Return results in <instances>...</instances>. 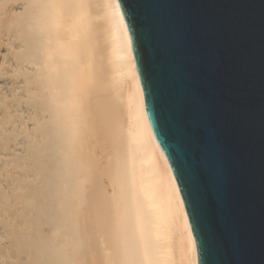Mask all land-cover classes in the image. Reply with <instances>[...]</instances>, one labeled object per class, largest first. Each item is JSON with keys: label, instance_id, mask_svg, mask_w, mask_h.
<instances>
[{"label": "bare ground", "instance_id": "6f19581e", "mask_svg": "<svg viewBox=\"0 0 264 264\" xmlns=\"http://www.w3.org/2000/svg\"><path fill=\"white\" fill-rule=\"evenodd\" d=\"M2 19L10 31L11 76L21 78L14 88L24 91L33 125L27 149L40 172L38 184L37 175L25 178L24 188L35 184L40 196V204L29 201L41 207L28 214L35 226L48 225L47 234L31 231L42 236L38 244L48 237L37 244L46 247L42 252L16 226L20 264H43L46 253L58 264H198L176 178L147 118L117 0H0ZM1 190L0 184V197ZM30 202L23 205L34 207ZM9 214L0 212V219ZM26 248L34 252L25 256Z\"/></svg>", "mask_w": 264, "mask_h": 264}, {"label": "water", "instance_id": "95a60500", "mask_svg": "<svg viewBox=\"0 0 264 264\" xmlns=\"http://www.w3.org/2000/svg\"><path fill=\"white\" fill-rule=\"evenodd\" d=\"M198 264H264V0H117Z\"/></svg>", "mask_w": 264, "mask_h": 264}, {"label": "rangeland", "instance_id": "374dc122", "mask_svg": "<svg viewBox=\"0 0 264 264\" xmlns=\"http://www.w3.org/2000/svg\"><path fill=\"white\" fill-rule=\"evenodd\" d=\"M0 25H1L0 26V41H1V43H0V66H1L0 67V143H1L0 144V184L2 185L1 191H3V194H6L4 196L2 194V197H0L1 198L0 199V212H2V211L3 212H7V211L10 212L8 217L0 219V221L4 220L3 223L0 222V237H1L0 238V264H20L21 263L20 260L22 261V259H24V255L20 254L18 252V247H19L18 245H19V240H20L19 238H22V237L20 235L18 237L17 233H15L14 231H16L20 227H25V229H27V231H29L31 233V234L27 233V235L29 236V238L31 240H33L31 242L34 243V245H36L35 248L40 249L37 246V244L39 243V242H37V240L40 238L36 239V237H38L39 235L36 236L37 234H35V232L36 231L40 232L41 230L43 232L44 229H48V227H47L48 225H46L44 223V221H43L44 224L41 223L42 221H39L40 224H39V222H37L39 225L35 223L36 225H38V226H35L34 223H32L33 221L31 220V218H33L31 216H34V215L29 216V214H28V213H32L33 210L35 211V214H38V211L40 213L41 207L40 208L35 207L36 203L40 204V202H39L40 199L39 200L37 199V198H40V196H38L35 192L37 187L34 186L35 184L32 185L31 183H29V184H31V186L28 185L30 188L27 187L25 189L24 187L27 186V183L25 182V180L28 179V181H29V179H30V181L33 182V180H36V178H37L36 184H38V177L40 175V172H39V170H36L35 166H33V165H35L34 161H32V160H34V158H33L34 156H31V155H34V154H32L33 152H31L30 150L27 149L28 148V146H27V143H28L27 135L31 131V129L33 128V125L30 122L31 120H28L27 117H25V115H27V106H26L25 102H22V97H23L22 95L24 94V91L21 88H16V87L14 88V86L20 84L21 78H14L13 76H11L12 75L11 74L12 67L10 65L9 44H8L9 34H10L9 26L7 25V22L5 19H2ZM6 30L8 32H6ZM5 88H7V89H5ZM15 98H17V99H15ZM17 102H18V104H17ZM8 111H9V113H8ZM8 133H11L10 134L11 136H13V134H15V133L17 135L15 134L16 136H14L13 138H10L11 136ZM5 134H8L9 136L5 135ZM3 136H4V138H3ZM6 139H8V140H6ZM12 139H14V140H12ZM10 140H12V141L10 142ZM6 142H8L9 144ZM10 166L12 168H10ZM32 166H33L34 170H32V168H31ZM14 174H16L17 176L16 175L14 176ZM34 175L35 176L37 175V177L35 178ZM21 177H22V180H21ZM17 188H18V190H17ZM24 189L27 191H25ZM31 190H34V192L33 191L31 192ZM33 194H36L35 197H33L34 196ZM36 196H37V198H36ZM30 199L33 200L34 202H36L35 205L29 201ZM35 199H36V201H35ZM25 200H27L31 204H33L34 207L32 205H28L29 202H26ZM7 201L9 202V207L5 205L6 203H8ZM20 201H21V203H20ZM24 202L28 203V204H26V206H28L26 209H24L26 207V206H24L25 205ZM23 203H24V205H23ZM1 204H2V206H1ZM20 204H22V205H20ZM42 205L43 204L41 203L40 206H42ZM36 208H38V209H36ZM25 210H27V211H25ZM16 212L21 214L20 217L17 216ZM32 214H34V212ZM15 216H17V217L15 218ZM43 220H45V219L43 218ZM30 221H31V223H30ZM34 221H36V218H34ZM31 224H32V227H31ZM1 226H2V228H1ZM16 226H18V228ZM14 227H16V229ZM33 227L36 229V231L35 230L33 231L34 233L31 232L33 230ZM36 227H38V229ZM47 231L45 230L43 233L47 234L46 233ZM15 235H17V236L15 237ZM43 237L46 238V239L44 238V241H46V243L49 242V239L47 236H43ZM84 237H87V236H84ZM40 240H42V236H41ZM44 241H41L40 244H42V242H44ZM40 244H38V245H40ZM26 249H28V250L24 251L25 256L30 254L31 252H34V250H32V248L31 249L26 248ZM41 250H43V249H40L39 251L42 252ZM44 250L46 251V247L44 248ZM86 251H87V249H86ZM40 252H38V254H41ZM47 254L48 253H46L45 258L47 256L49 257V255H47ZM35 255H37V254L35 253ZM43 255L44 254L42 253L41 256H43ZM47 258L45 259V263L42 260L43 264H48V263H50L49 260L50 259L52 260L51 257H50V259L48 258L49 260H47ZM58 258H59L58 260L61 259L60 256ZM39 259H40V257H39ZM56 259L54 258L55 261H56ZM52 262H53V260H52ZM53 263L58 264L59 261H56Z\"/></svg>", "mask_w": 264, "mask_h": 264}]
</instances>
